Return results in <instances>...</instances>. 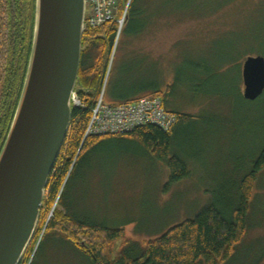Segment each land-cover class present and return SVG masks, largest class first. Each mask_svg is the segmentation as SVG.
Instances as JSON below:
<instances>
[{
  "label": "rangeland",
  "instance_id": "obj_1",
  "mask_svg": "<svg viewBox=\"0 0 264 264\" xmlns=\"http://www.w3.org/2000/svg\"><path fill=\"white\" fill-rule=\"evenodd\" d=\"M205 1L204 8L195 10L194 0H142L141 16L119 28L106 102L117 103L114 94L140 97L153 86L165 91L177 82L171 100L196 118L174 133L175 151L191 174L170 188L166 161L136 143L103 142L81 163L70 198L82 219L124 230L114 256L125 251V239L142 244L194 218L213 202L221 185L243 177L264 140V99L248 102L242 96L247 57L239 60V71L227 68L203 77L200 86L192 80L184 85L195 77L187 61L219 68L245 52L264 53V0H237L222 9L219 0ZM241 42L234 50L233 43ZM249 222L245 240L227 264H255L264 256V170ZM55 237L47 235L36 264H93L73 244Z\"/></svg>",
  "mask_w": 264,
  "mask_h": 264
},
{
  "label": "trees",
  "instance_id": "obj_2",
  "mask_svg": "<svg viewBox=\"0 0 264 264\" xmlns=\"http://www.w3.org/2000/svg\"><path fill=\"white\" fill-rule=\"evenodd\" d=\"M141 1H130L125 23L132 17L136 19L141 16L140 14L143 13V10L140 11ZM219 1V7L222 9L237 0ZM1 2L6 8L7 0H1ZM19 2L22 3L19 11L25 4L28 11L30 8V20L26 25V37L30 41L25 42L22 57H20L21 55L14 56V64L20 71L18 86L8 94L2 93V91L0 93V113L2 115L0 118V153L5 145L22 96L32 55L33 34L35 33L37 1L20 0ZM128 2L129 0L120 1L119 20L123 18ZM207 4L205 0H194L193 7L195 10H199ZM119 28V24L114 22L98 29L86 28L84 31L77 90L86 107H73L69 135L50 175L40 221L21 264H36L42 243L50 233H54L57 240L73 244L93 264H227L249 231L250 213L256 186L259 175L264 170V140L260 143L258 155L250 161V168L244 169L243 177L221 185L219 191L215 193L213 202L198 212L194 218L173 225L162 236L144 241L142 244H135L132 240L125 239V251L116 256L113 253L117 242L125 238L124 230L96 225L89 220L82 219L75 210L74 203L70 198V190L80 165L88 153L106 141L136 143L149 154L166 161L170 169V180L166 188L189 178L191 174L186 160L175 151L174 133L180 125H187L196 116L180 112L179 108H176L175 102L171 100L175 94L177 82L169 85L165 91L153 86L144 90L145 94L140 97L114 94V99L118 101L115 104H127L145 97L161 98L165 107L178 117L177 124L170 131L166 132L159 127L147 125L138 128L133 133L121 136H86L92 108L105 87L109 61ZM234 44L236 45L233 46L235 50L238 46H242L243 42ZM227 48H229L226 49L229 50L227 53L229 54L231 48ZM19 50L20 47H18ZM259 55L264 56V53L253 55L245 52L236 60L219 68H212L199 60L187 61L184 64L194 66L192 71L195 77L189 78V81H186L184 85L187 86L193 81L200 86L205 83L203 77L215 76L227 68L229 70L233 67L239 71L241 69L240 59ZM9 66L12 69L13 66ZM263 99L264 94L254 102H261ZM52 211L53 216H51ZM255 264H264V256Z\"/></svg>",
  "mask_w": 264,
  "mask_h": 264
},
{
  "label": "water",
  "instance_id": "obj_3",
  "mask_svg": "<svg viewBox=\"0 0 264 264\" xmlns=\"http://www.w3.org/2000/svg\"><path fill=\"white\" fill-rule=\"evenodd\" d=\"M32 55L0 153V264H21L50 175L68 138L83 52L86 0H36ZM120 30V29H119ZM243 96L264 94V56L243 64Z\"/></svg>",
  "mask_w": 264,
  "mask_h": 264
},
{
  "label": "built area",
  "instance_id": "obj_4",
  "mask_svg": "<svg viewBox=\"0 0 264 264\" xmlns=\"http://www.w3.org/2000/svg\"><path fill=\"white\" fill-rule=\"evenodd\" d=\"M121 0H86V15L84 29H98L108 23L117 22L121 27L124 23L129 3L126 7L123 19H118ZM109 77L105 81V87L94 107L87 129L86 136H121L133 133L140 127L152 125L168 132L178 122L176 114L168 110L159 97L140 98L127 104H112L105 100L106 87ZM73 107H86L76 92L72 98Z\"/></svg>",
  "mask_w": 264,
  "mask_h": 264
},
{
  "label": "flooded vegetation",
  "instance_id": "obj_5",
  "mask_svg": "<svg viewBox=\"0 0 264 264\" xmlns=\"http://www.w3.org/2000/svg\"><path fill=\"white\" fill-rule=\"evenodd\" d=\"M19 1L7 0L5 8L3 2L0 0V93L2 91V93L5 92L8 94L18 86L20 71H18L17 65L14 64V56L21 55L20 57H22L25 42L28 43L30 41L26 37V25L30 20V8L28 11L25 4L26 7L24 6L19 11L18 9L22 5ZM33 41L34 34L32 44ZM18 47H20L19 51ZM9 65L13 66L12 69H10ZM0 118H2V115Z\"/></svg>",
  "mask_w": 264,
  "mask_h": 264
},
{
  "label": "bare ground",
  "instance_id": "obj_6",
  "mask_svg": "<svg viewBox=\"0 0 264 264\" xmlns=\"http://www.w3.org/2000/svg\"><path fill=\"white\" fill-rule=\"evenodd\" d=\"M43 207V206H42ZM40 221V220H39Z\"/></svg>",
  "mask_w": 264,
  "mask_h": 264
}]
</instances>
